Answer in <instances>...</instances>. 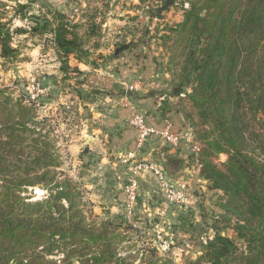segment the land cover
Segmentation results:
<instances>
[{
	"label": "trees",
	"instance_id": "16d2710c",
	"mask_svg": "<svg viewBox=\"0 0 264 264\" xmlns=\"http://www.w3.org/2000/svg\"><path fill=\"white\" fill-rule=\"evenodd\" d=\"M185 2L164 36L172 81L176 95L190 88L206 142L193 158L227 197L238 240L215 231L187 264H264V0ZM68 33L58 23L55 44L80 61L78 38ZM0 48L3 57L13 52L1 19ZM46 121L25 96L0 88V264H172L154 248L121 246L126 237L114 220L87 214L79 184L60 168L54 139L43 131ZM163 150L170 175L188 167ZM218 154L226 155L221 167L209 159ZM34 187L44 193L36 196Z\"/></svg>",
	"mask_w": 264,
	"mask_h": 264
},
{
	"label": "rangeland",
	"instance_id": "374dc122",
	"mask_svg": "<svg viewBox=\"0 0 264 264\" xmlns=\"http://www.w3.org/2000/svg\"><path fill=\"white\" fill-rule=\"evenodd\" d=\"M185 1L173 0L157 19V9L164 4L157 0H0V19L9 30L13 49L3 57L0 48V88H7L14 97L25 96L38 119H47L43 131L54 139L60 168L79 184L87 214L96 220H114L126 237L121 246L154 248L172 264L196 259L215 231L238 241L233 229L237 218L227 210V197L201 177V163L193 158L194 152L206 148V142L201 137L205 126L186 96L190 88L185 86L180 95H176L178 90L172 93L177 87L169 66L171 40L164 36L169 26L182 19L183 9L188 7ZM60 22L68 35L78 38L80 61L73 54L59 52L54 33ZM124 43L132 46L115 56V48ZM75 61L89 69L79 70ZM91 75L95 80L91 81ZM35 86L42 89L37 96ZM93 86L103 87L111 98L106 100L110 104L107 115L99 109L106 106L90 90ZM93 105L102 111L94 115ZM131 107L142 110L147 121L158 128L168 119L173 131L191 141L183 138L175 147L152 137L138 149L136 134L135 138L127 134L125 142L110 139L116 128L136 132L128 124ZM91 123L110 132L108 140L118 145L114 152L105 153L101 164L95 154L92 160L82 156L89 143L84 134ZM76 134L81 135L80 140L69 148ZM132 140L133 146L127 147ZM169 147L182 159V168L188 165L187 170L172 175L185 184L186 204L181 208L172 205L163 216L157 213L163 191L157 178L144 171L128 212V167L140 160L164 164L159 152L165 155L163 149ZM128 152H134V158L124 162ZM209 159L221 167L226 155ZM32 193L38 196L44 191L34 187ZM106 193L111 199H106Z\"/></svg>",
	"mask_w": 264,
	"mask_h": 264
},
{
	"label": "built area",
	"instance_id": "2783aa9c",
	"mask_svg": "<svg viewBox=\"0 0 264 264\" xmlns=\"http://www.w3.org/2000/svg\"><path fill=\"white\" fill-rule=\"evenodd\" d=\"M37 91L36 96L42 91L39 86L34 87ZM132 114L128 119V124L136 130V147L139 149L143 147L144 143L152 137H159L166 143L172 146H177L185 138L187 141L191 139L187 136L180 135L173 131V123L168 119L162 122V126L158 128L147 121L146 115L142 110H137L131 107ZM134 158V152H128L124 162ZM122 161V160H121ZM133 163L131 162V165ZM144 171L151 172L156 178L163 191L162 200L160 202L158 212L161 216L165 215L172 205L181 208L187 202V192L185 191V184L173 178L170 175L164 164L155 162L153 160H140L134 165L128 167V183L126 185V208L129 212L130 208L136 199V190L139 184V178Z\"/></svg>",
	"mask_w": 264,
	"mask_h": 264
},
{
	"label": "crops",
	"instance_id": "0c3cea01",
	"mask_svg": "<svg viewBox=\"0 0 264 264\" xmlns=\"http://www.w3.org/2000/svg\"><path fill=\"white\" fill-rule=\"evenodd\" d=\"M75 66H77L78 69L81 70V71H84V70L89 69L87 65L82 64V63H79L77 61H75ZM90 78H93V79H91V81L92 80H95V77H93V75H91ZM95 89L102 90L103 92H101V93H95L94 92ZM90 90L96 95L97 98H100L99 99L100 100L99 103L100 104H104V106H106V107H102L101 106L99 108V107H97V105L96 106L93 105V107H91V108L92 109H95L94 115H96L97 113H99V111H102V110L103 111L101 113L107 115V113L105 111H106V109L110 105L107 102L109 100H111V98L108 95L107 91L104 90L103 87H96V86L90 87ZM106 100H108V101H106ZM97 108L102 109V110H99V109L96 110ZM111 112H112V109H111ZM116 122L120 123L121 120H116ZM129 133H132L133 136H134V138H135V135L134 134H136V132L133 131L132 129H129V128L123 129V127H121L120 129L119 128L118 129L116 128V130L114 129L113 131H111V134H110V132L107 134L104 131H102L100 128H98L97 125H93L91 123L90 125H88L87 133L84 134V136L86 137V139L89 138L88 139V142L89 143H88V146H87L88 151L85 153L84 152V149H83L82 156H84V157L88 156V158H90L92 160L93 159L92 156H94V154H95L96 157L98 158V161H100V164H101L103 161L106 160V159H104L105 158V153L106 152H109V151L110 152H114L117 149V147H118V145L115 144L112 140H108L107 137L109 136V134H110V139H113V140L115 139V140H119V141H124L125 142V141H127L126 140V137H127V134H129ZM80 136H77V134H76V136L73 135L72 136V139L70 140V142L68 143L67 146L69 148H72V149L74 147H76L77 146V143H75V142H77V141L80 140ZM105 143H106V145H105ZM131 146H133V140H132V142L130 144H128L127 147L130 148ZM99 154H100V156H99ZM109 157H110L109 159H111V156L110 155H109ZM97 163L98 162H96V164ZM187 169H188V167L186 169H184V171L187 170ZM110 195H111L110 193L109 194L106 193L105 197H106L107 200L111 199V196ZM119 200H122V197H120ZM109 205H111V204H109ZM116 205H118V206L121 205V201H120L119 204L116 203L114 206H112V210H116V207H117Z\"/></svg>",
	"mask_w": 264,
	"mask_h": 264
},
{
	"label": "water",
	"instance_id": "95a60500",
	"mask_svg": "<svg viewBox=\"0 0 264 264\" xmlns=\"http://www.w3.org/2000/svg\"><path fill=\"white\" fill-rule=\"evenodd\" d=\"M172 1H173V0H166L165 3H164L162 6L158 7V9H157V16H156L157 19H161V12H162L163 10H165V9H166V8L172 3ZM129 46H132V44H130V43H124V44L120 45L119 47L115 48V50H114V55H115V56H118V54H119L121 51L126 50ZM176 90H177V88L174 89V93L176 92ZM94 92H95V93H101V92H103V91H102V90H99V89H95ZM88 139H89V138H88ZM88 139H87V141H88ZM173 150H174V149H173ZM87 151H88V148H87V146H86V147L84 148V152L86 153ZM198 226H199V225H198L197 223L194 225V228H195V232H196V233L198 232V229H199Z\"/></svg>",
	"mask_w": 264,
	"mask_h": 264
}]
</instances>
